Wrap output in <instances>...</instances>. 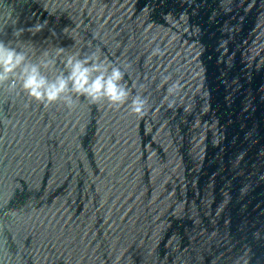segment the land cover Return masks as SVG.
Wrapping results in <instances>:
<instances>
[{
    "label": "water",
    "instance_id": "obj_1",
    "mask_svg": "<svg viewBox=\"0 0 264 264\" xmlns=\"http://www.w3.org/2000/svg\"><path fill=\"white\" fill-rule=\"evenodd\" d=\"M0 44V264H264V0H0ZM69 60L123 97L22 86Z\"/></svg>",
    "mask_w": 264,
    "mask_h": 264
},
{
    "label": "clouds",
    "instance_id": "obj_2",
    "mask_svg": "<svg viewBox=\"0 0 264 264\" xmlns=\"http://www.w3.org/2000/svg\"><path fill=\"white\" fill-rule=\"evenodd\" d=\"M24 56L17 53L14 49L0 44V81H2L8 73L12 72L21 62ZM68 66L71 71L67 79L57 78L54 84H47L43 77H40L35 67L24 69L23 87L36 98L41 97V88H44V95L49 101L56 100L60 93L66 90L68 82H71L72 90L78 93H86L93 99L103 93L112 101L121 99L124 95L123 91L119 90L113 81L120 78V73L113 71L112 76L105 79L103 75L96 76L89 82L90 69L82 67L81 63H72L68 61ZM135 111H139L140 107L137 102Z\"/></svg>",
    "mask_w": 264,
    "mask_h": 264
}]
</instances>
